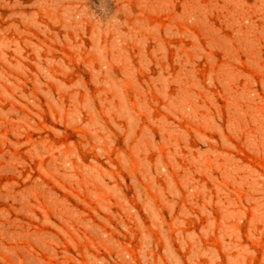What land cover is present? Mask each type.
I'll return each mask as SVG.
<instances>
[{"label":"rangeland","instance_id":"rangeland-1","mask_svg":"<svg viewBox=\"0 0 264 264\" xmlns=\"http://www.w3.org/2000/svg\"><path fill=\"white\" fill-rule=\"evenodd\" d=\"M0 264H264V0H0Z\"/></svg>","mask_w":264,"mask_h":264}]
</instances>
